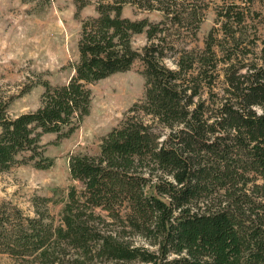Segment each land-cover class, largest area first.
I'll use <instances>...</instances> for the list:
<instances>
[{
    "label": "trees",
    "instance_id": "trees-1",
    "mask_svg": "<svg viewBox=\"0 0 264 264\" xmlns=\"http://www.w3.org/2000/svg\"><path fill=\"white\" fill-rule=\"evenodd\" d=\"M178 1L98 5V16L82 22L67 84L44 82L40 107L15 118L7 113L10 101L0 100V173L23 152L45 169L52 161L41 158L40 137L71 134L89 114L90 85L137 60L144 66V102L102 139L99 155L70 159L71 179L81 188L69 190L59 227L23 218L9 203L0 206V239L5 233L10 254L53 264L54 247L63 243L84 256L141 264H264V30L258 37L254 29L249 42L259 43L257 63L239 59L253 54L249 48L238 52L257 14L253 7L264 0H222L215 8L219 29L208 33L201 51L167 42L172 29L195 40L202 22L196 6ZM127 4L158 11L162 20L126 18ZM142 33L147 43L137 51L131 38ZM175 56L172 69L166 60ZM219 64L226 65L222 95L214 92ZM100 212L116 221L124 214L126 226L155 250L104 230ZM13 218L23 223L12 225Z\"/></svg>",
    "mask_w": 264,
    "mask_h": 264
},
{
    "label": "rangeland",
    "instance_id": "rangeland-1",
    "mask_svg": "<svg viewBox=\"0 0 264 264\" xmlns=\"http://www.w3.org/2000/svg\"><path fill=\"white\" fill-rule=\"evenodd\" d=\"M113 1L115 0H0V100L10 101L7 107L10 118L34 112L40 107L44 82L47 81L52 86L68 83L74 75L73 66L79 59L78 43L82 22L98 16V5ZM221 3L222 0H179L178 4H182L184 8L191 4L196 6L197 12L203 14L202 22L195 40L183 30L177 35L178 32L172 29L169 33L171 35L166 37L167 42L175 41L177 48L201 51L208 33L213 28L219 29L215 8ZM253 8L257 14H253V20L247 22V35L240 41L241 48L238 51L244 52L247 47L253 54H249L248 59L239 58L243 64L257 63L259 43L249 45L254 38V29H257L258 37L263 36L264 2ZM122 15L131 20L148 19L153 23L162 20L160 12L141 10L130 4L124 6ZM217 35L221 36L220 33ZM146 43L145 33L131 38L132 48L137 51H141ZM176 58L177 56L166 60V64L172 69L175 68ZM225 67L226 65L219 64L221 75L214 89L220 95L225 86ZM143 70V63L137 60L130 70L90 85L89 114L77 128L59 139L56 133H46L40 137L41 158L51 159L50 167L37 169L36 160H28L30 153L23 152L7 171L0 173V206L9 203L20 211L23 218L40 220L43 225L51 226L52 229L59 227L69 190L71 187L81 188L78 182L71 179L70 159L74 156L99 155L102 139L119 126L135 104L144 102L146 87ZM121 97H125L126 101H121ZM113 99H118L120 105L105 112L104 108ZM139 114L144 117L142 113ZM67 131L68 128H64L62 132ZM37 197L46 201H36L35 206L33 200ZM100 214L104 224L99 223L101 227L105 225L104 230L119 236L123 242L132 246L155 250L146 238L126 226L124 214L120 215L122 222L111 220L104 212ZM21 222L23 223L20 218H13L12 225ZM4 237L5 233L3 239ZM3 239H0V264H43V260L36 255L10 254L5 243H2ZM54 248L53 264H141L96 258L93 254L84 256L80 250L63 243Z\"/></svg>",
    "mask_w": 264,
    "mask_h": 264
},
{
    "label": "bare ground",
    "instance_id": "bare-ground-1",
    "mask_svg": "<svg viewBox=\"0 0 264 264\" xmlns=\"http://www.w3.org/2000/svg\"><path fill=\"white\" fill-rule=\"evenodd\" d=\"M121 101H126L125 97H121ZM117 105H120V101L118 99H113L110 103V105L106 108H104V111L106 112L107 110H113Z\"/></svg>",
    "mask_w": 264,
    "mask_h": 264
}]
</instances>
